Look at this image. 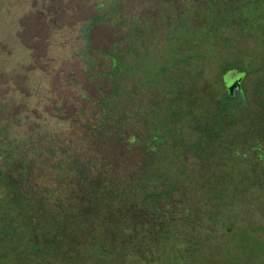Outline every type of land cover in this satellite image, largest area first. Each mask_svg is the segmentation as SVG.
Segmentation results:
<instances>
[{"label":"trees","instance_id":"16d2710c","mask_svg":"<svg viewBox=\"0 0 264 264\" xmlns=\"http://www.w3.org/2000/svg\"><path fill=\"white\" fill-rule=\"evenodd\" d=\"M160 1L172 6L173 17L157 10ZM185 1L195 4L192 16L196 21L205 9L204 22L210 18L213 23L241 26V32L249 26L253 38L264 48V0ZM183 2H149L157 10L155 17L160 18L162 29L172 22H185ZM118 4L119 0L113 18H107L100 7H95L97 15L84 21L80 28L83 38L88 40L95 22L131 29V36L141 35L143 27L139 24L123 26L126 16ZM155 17L148 18L152 21ZM241 34L251 35L249 31ZM85 42L88 49L89 41ZM119 44L127 45L114 41L110 49ZM126 47L128 51L135 50ZM87 58L92 70L94 57ZM106 58L111 68L109 77L116 81L93 103L99 111L92 119L93 125L87 123L86 127L97 131L102 140L120 142L130 150L133 159L129 164L119 167L105 158L98 162L97 156L81 147L83 140L70 136L66 130L36 131L35 136L25 140L27 152L22 156L13 155L15 144L4 147L6 143H0V236L6 229L17 231L16 224H22L28 230V241L36 247L38 242L41 244V251L36 252L45 250L59 263H83L90 248L103 255L126 257L128 251L139 252L145 247V237L159 245L167 243L174 234L190 235L193 243L200 231H206L204 224L221 226L223 209L230 212L237 208L233 201L237 191L227 189L229 196H224L206 186L216 173H221V155L244 154L247 160L242 165L253 175L252 182L264 175V88L249 97L242 81L243 88H234L233 95L224 86L225 91L217 95L203 83L205 104L198 116L193 108L195 92L189 94L186 102L180 96L185 85L191 90L197 87L195 82L179 84L183 72L162 78L160 89L139 96L132 78L118 75L125 72L126 62ZM169 81L176 87L177 96L170 93L173 86ZM125 88L131 91L126 92ZM233 97L235 101L230 106L223 103ZM251 104L257 106L258 117L248 114ZM139 123L143 130L128 131ZM41 150L45 151L43 155ZM187 156L193 158L192 164L185 162ZM215 199L219 204L215 205ZM216 214L218 221H207ZM5 241L8 236L2 235L0 243ZM197 245H201L200 239Z\"/></svg>","mask_w":264,"mask_h":264},{"label":"rangeland","instance_id":"374dc122","mask_svg":"<svg viewBox=\"0 0 264 264\" xmlns=\"http://www.w3.org/2000/svg\"><path fill=\"white\" fill-rule=\"evenodd\" d=\"M152 1L119 0L118 6L126 16L123 26L139 24L143 27L141 35L131 36V29L95 22L86 40L80 30L83 22L97 15L95 7L113 18L118 0H0V143H6L4 147L15 144L13 155L22 156L27 152L25 140L35 136L36 131L66 130L70 136L82 139L81 147L97 156L98 162L105 158L119 167L129 164L133 159L130 150L120 142L102 140L97 131L86 127L87 123L93 125L92 119L99 111L93 103L116 81L109 77L111 68L106 57L126 62L125 72L118 75L132 78L139 96L160 89L163 79L183 72L179 84L195 82L197 87L191 90L185 85L180 96L186 102L195 92L193 108L198 116L205 104L203 83L217 95L225 89L231 95L228 88H241L242 81L249 97L264 88V48L253 38L249 26H244L242 32L251 35L243 36L241 26L213 23L210 18L204 22L205 9L196 21L192 16L195 4L184 0L181 8L185 22H172L162 29L160 18L155 17L158 8L170 18L174 10L162 1L156 10L149 5ZM150 16L155 18L151 21ZM85 41H89L88 49ZM114 41H124L135 50L128 51L124 49L127 45L120 44L112 45L111 50ZM88 56L94 57L92 70ZM168 83L175 96L176 87ZM234 101L235 97L223 103L230 106ZM251 107L248 114H257V106ZM138 130H143L142 123L128 129ZM44 152L41 150L42 155ZM230 155H221V173L206 185L224 196H229L227 189L237 191L233 199L237 208L230 212L223 209L221 226L204 224L206 231H200L193 243L190 235L174 234L159 245L145 237V247L139 252L128 251L126 257L103 255L90 248L83 263L78 264H264V175L252 182L253 175L242 165L247 160L244 154ZM185 162L192 164L194 160L187 156ZM214 203L219 204V200ZM207 221H218L217 214ZM16 225L17 231L6 229L2 234L8 236V241L0 243V264H65L51 259L45 250L36 252L41 251V244L34 246L28 241V230L22 224ZM199 239L201 245H197Z\"/></svg>","mask_w":264,"mask_h":264},{"label":"water","instance_id":"95a60500","mask_svg":"<svg viewBox=\"0 0 264 264\" xmlns=\"http://www.w3.org/2000/svg\"><path fill=\"white\" fill-rule=\"evenodd\" d=\"M234 88H235V86H231V87H229V88H228V89H229V92H230V93H233Z\"/></svg>","mask_w":264,"mask_h":264}]
</instances>
